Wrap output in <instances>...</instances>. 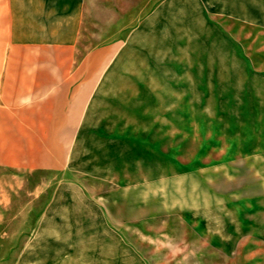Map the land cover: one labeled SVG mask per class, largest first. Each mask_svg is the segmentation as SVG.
Wrapping results in <instances>:
<instances>
[{
	"label": "rangeland",
	"instance_id": "1",
	"mask_svg": "<svg viewBox=\"0 0 264 264\" xmlns=\"http://www.w3.org/2000/svg\"><path fill=\"white\" fill-rule=\"evenodd\" d=\"M7 2L0 69L27 64L25 48L13 60L27 27ZM163 11V75L149 84L164 120L157 184L155 171L115 168L127 164L95 139H67L44 168L59 138H0V264H264V0ZM19 140L39 150L26 168L11 161Z\"/></svg>",
	"mask_w": 264,
	"mask_h": 264
},
{
	"label": "crops",
	"instance_id": "2",
	"mask_svg": "<svg viewBox=\"0 0 264 264\" xmlns=\"http://www.w3.org/2000/svg\"><path fill=\"white\" fill-rule=\"evenodd\" d=\"M7 4L12 25L27 27L13 32V60L16 47L28 54L27 64L0 69V138H59L58 146L49 141L41 152L42 166L50 168L52 161L63 162L67 139H75L76 147L95 139L109 162L127 164L115 168L155 171L157 184L164 120L154 110L162 100L150 94L149 84L163 75L164 0ZM13 144L12 163L28 167L34 160L26 155L39 150L25 153L29 141Z\"/></svg>",
	"mask_w": 264,
	"mask_h": 264
}]
</instances>
